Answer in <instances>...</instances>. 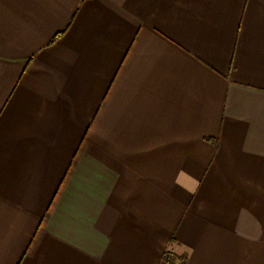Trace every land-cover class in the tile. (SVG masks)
Returning <instances> with one entry per match:
<instances>
[{"label": "crops", "instance_id": "0c3cea01", "mask_svg": "<svg viewBox=\"0 0 264 264\" xmlns=\"http://www.w3.org/2000/svg\"><path fill=\"white\" fill-rule=\"evenodd\" d=\"M166 251L264 264V0H0V264Z\"/></svg>", "mask_w": 264, "mask_h": 264}, {"label": "trees", "instance_id": "16d2710c", "mask_svg": "<svg viewBox=\"0 0 264 264\" xmlns=\"http://www.w3.org/2000/svg\"><path fill=\"white\" fill-rule=\"evenodd\" d=\"M64 33V31H62V32H60V33H58V34H56L55 35V37H54V39L53 40H56L61 34H63ZM216 141H214V143H215ZM163 260L165 261V262H167L168 264H178V263H176V258H177V256L176 255H174L173 253H171V252H169V251H166V252H164V255H163ZM179 264H185V260L183 259V262H181V263H179Z\"/></svg>", "mask_w": 264, "mask_h": 264}, {"label": "rangeland", "instance_id": "374dc122", "mask_svg": "<svg viewBox=\"0 0 264 264\" xmlns=\"http://www.w3.org/2000/svg\"><path fill=\"white\" fill-rule=\"evenodd\" d=\"M169 252H171V251H169ZM172 253V252H171ZM174 254V253H173ZM164 255V254H163ZM174 255H176V254H174ZM177 256V258H176V263H181V262H183V259L184 260H186V257L184 256V255H182V256H178V255H176Z\"/></svg>", "mask_w": 264, "mask_h": 264}]
</instances>
